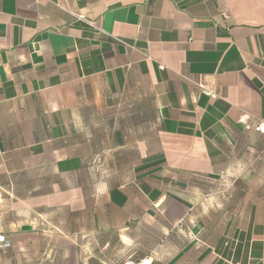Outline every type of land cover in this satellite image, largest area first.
I'll return each mask as SVG.
<instances>
[{"label":"crops","instance_id":"1","mask_svg":"<svg viewBox=\"0 0 264 264\" xmlns=\"http://www.w3.org/2000/svg\"><path fill=\"white\" fill-rule=\"evenodd\" d=\"M260 121L264 0H0V264H264Z\"/></svg>","mask_w":264,"mask_h":264},{"label":"built area","instance_id":"2","mask_svg":"<svg viewBox=\"0 0 264 264\" xmlns=\"http://www.w3.org/2000/svg\"><path fill=\"white\" fill-rule=\"evenodd\" d=\"M79 19H83L81 17H78ZM253 131L260 134V135H264V121H260L257 122L254 126H253ZM0 242L3 244L4 247H9L11 246V242L9 240H7L5 237L1 236L0 237ZM125 264H151V259L146 258L143 259L140 263H134L132 261H128Z\"/></svg>","mask_w":264,"mask_h":264}]
</instances>
